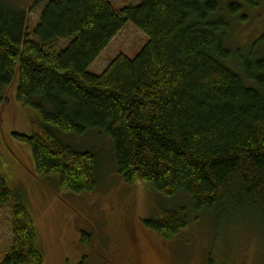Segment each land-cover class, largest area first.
Masks as SVG:
<instances>
[{
    "label": "trees",
    "instance_id": "16d2710c",
    "mask_svg": "<svg viewBox=\"0 0 264 264\" xmlns=\"http://www.w3.org/2000/svg\"><path fill=\"white\" fill-rule=\"evenodd\" d=\"M259 2L141 0L115 11L110 0H33L31 24L0 0V106L16 81L30 134L11 136L29 147L34 176L55 193L92 192L97 149L71 141L98 137L109 146L107 170L148 192L143 224L162 239L190 215L211 217L216 233L248 216L264 235V33L246 51L233 47L234 23ZM128 22L144 46L89 73ZM180 197L187 205L167 204ZM0 213L12 235L0 264H42L29 210L2 176Z\"/></svg>",
    "mask_w": 264,
    "mask_h": 264
},
{
    "label": "rangeland",
    "instance_id": "374dc122",
    "mask_svg": "<svg viewBox=\"0 0 264 264\" xmlns=\"http://www.w3.org/2000/svg\"><path fill=\"white\" fill-rule=\"evenodd\" d=\"M2 1L27 11L31 24L37 21L40 8H34L33 0ZM140 1L110 0L115 11ZM244 12L246 20L234 23L233 47L241 51L264 33V0L254 10ZM146 41L147 37L128 22L89 67V73L100 75L120 54L134 58ZM67 44L61 40L57 49ZM15 96L16 81L7 90V102L0 106V176L20 194L29 210L42 264H208L209 260L216 264H264V235L248 216L227 222L216 233L211 217L193 219L190 215L188 226L171 240L146 229L143 221L152 216L148 192L141 183L125 184L114 169L107 170L109 146L98 137L71 141L77 149H97L96 188L79 195L55 193L54 183H43L34 176L29 147L11 136L30 134V111L21 107ZM167 204L187 205V199L180 197ZM84 234L90 235V244ZM11 242L9 224L0 213V260Z\"/></svg>",
    "mask_w": 264,
    "mask_h": 264
}]
</instances>
